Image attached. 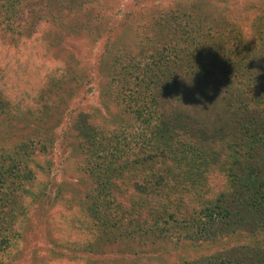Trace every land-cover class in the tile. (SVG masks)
<instances>
[{
	"label": "trees",
	"instance_id": "1",
	"mask_svg": "<svg viewBox=\"0 0 264 264\" xmlns=\"http://www.w3.org/2000/svg\"><path fill=\"white\" fill-rule=\"evenodd\" d=\"M232 1L150 7L134 23L144 39L134 36L131 49L115 35L111 45L130 57L115 77L133 94L123 96L143 123L140 142L127 149L90 112L68 113L64 133L77 144L92 186L83 217L69 230L108 245L169 238L199 244L244 234L256 240L178 264H264V3L235 11ZM113 3L0 0L4 38L15 46L31 40L24 60L0 61V118L15 109L32 120L77 95L80 85L56 84L69 64L64 46L97 40L103 26L113 33ZM51 52L56 62L46 63L41 57ZM4 126L0 120V131ZM4 137L0 132V264L18 250L29 210L48 198L55 142L38 134L6 146Z\"/></svg>",
	"mask_w": 264,
	"mask_h": 264
},
{
	"label": "rangeland",
	"instance_id": "2",
	"mask_svg": "<svg viewBox=\"0 0 264 264\" xmlns=\"http://www.w3.org/2000/svg\"><path fill=\"white\" fill-rule=\"evenodd\" d=\"M112 1L114 3L110 5L111 12L116 13L119 10L110 20L113 25L117 26L113 33L108 34V28L103 26L98 32L101 34L100 38L95 41L88 43L78 40L70 41L66 46L62 43L65 48L63 54L68 57L69 64H66V71L62 73V79L57 80L56 84L64 79L63 82L70 81L72 84L80 85L77 95L71 101L63 99L65 102L60 107L58 103L48 99L59 109L51 108V111L47 113L40 111L34 115L32 120H30L31 117L25 116L24 112H17L15 109L11 110L6 120L3 117L0 118L5 121V126L1 127L0 132L5 135L6 146H12L19 140L29 137L36 138L38 134L46 139H55L51 155L52 172L48 198L29 210V219L19 230L21 237L18 250L7 260V264H178L201 254H211L224 247L256 240L249 235L237 233L210 243L193 244L169 238L157 243L132 240L108 245L105 239L100 242L92 233L88 234L84 231V235H81L68 229V223L83 217L85 195L92 188L87 174L82 171L81 153H79L77 144L68 141L64 133L68 113L72 109L90 112L96 123L104 131L107 130L115 141H119L122 145L126 144L127 149H137L140 142L138 134L143 128V123L136 120L131 112L134 107L133 103L129 107L125 105L128 98L123 95L133 94L128 91L124 92L121 83L115 77L120 72V68L127 64L126 58L130 57L126 55L127 51H118L117 46L111 45V42L119 36L118 43L123 45L124 49H126L125 45L131 49L132 42L136 39L134 36L138 34L144 39V33L139 34L134 28V23H137L138 19L142 23L141 19L147 16L150 7L160 4L169 5L173 0ZM262 2L264 3V0H245V2L233 0L232 7L234 6V10L238 11L248 5L254 7L255 3L263 4ZM221 4L223 5L219 7L220 12L217 11L215 15L224 14L223 11L227 9L229 2ZM220 17L222 16H218ZM131 18H135L136 21L129 20ZM122 20L125 23L121 26L117 25L118 21ZM130 23L133 25L128 26L127 24ZM3 33L2 27L0 28V61L3 59H9L10 62L16 59L24 60L31 40L25 41L26 46L18 44L15 46L4 38ZM37 34L38 40L43 42L42 33ZM137 41L140 42L139 39ZM16 43L21 42L16 40ZM107 49L112 51L107 53ZM43 51L45 53L44 49ZM114 51H117L116 54L119 56L115 63L111 54ZM61 53L58 52L57 55ZM131 53L134 54V52ZM39 54L37 53L36 64L40 63ZM55 55L51 52L47 57L42 56L41 58L46 60V63L52 64L56 62ZM33 59L35 60V57ZM46 83L47 80H45L44 87ZM88 242L89 245H87Z\"/></svg>",
	"mask_w": 264,
	"mask_h": 264
}]
</instances>
